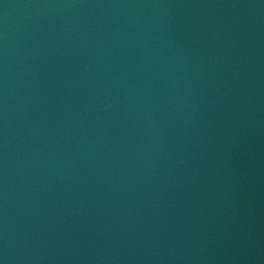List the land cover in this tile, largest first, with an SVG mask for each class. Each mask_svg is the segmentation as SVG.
I'll return each mask as SVG.
<instances>
[{
	"label": "water",
	"instance_id": "water-1",
	"mask_svg": "<svg viewBox=\"0 0 264 264\" xmlns=\"http://www.w3.org/2000/svg\"><path fill=\"white\" fill-rule=\"evenodd\" d=\"M0 264H264V0H0Z\"/></svg>",
	"mask_w": 264,
	"mask_h": 264
}]
</instances>
